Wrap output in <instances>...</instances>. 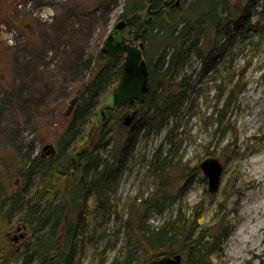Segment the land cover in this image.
<instances>
[{"label":"trees","instance_id":"trees-1","mask_svg":"<svg viewBox=\"0 0 264 264\" xmlns=\"http://www.w3.org/2000/svg\"><path fill=\"white\" fill-rule=\"evenodd\" d=\"M117 1L94 0L93 5L108 7ZM163 1L123 0L118 15L126 24L123 31L144 45L150 89L143 104L137 105L143 122L136 118L126 128L119 112L110 109L98 122L101 98L117 85L123 62L99 48L78 60L82 74L74 94L76 103L67 126L55 140L53 155L22 152L13 142L0 145V264H147L174 254L182 256V264H209L211 256L222 250L230 231L228 220L204 226L200 204L186 212L180 206L158 225L148 223L149 214L162 215L174 202L171 197L167 204L164 200L168 167L164 166L165 158H159V150L149 166L152 175L160 178V202L136 195L121 203L117 191L129 161L135 157L141 132L154 121L162 126L167 119L177 117L188 87L182 70L190 56L202 57L198 45L209 39L210 56L221 38L232 37L231 28L236 30L258 1L262 5L259 15L264 19V0H179L178 6L173 0L153 13ZM105 25L107 22L104 33L108 31ZM257 27L258 23L255 30ZM7 94L11 99L13 90L7 89ZM232 97L233 90L227 89L219 112ZM217 120L221 122L222 116ZM116 130L120 133L116 140H124L118 154L114 153ZM83 147L85 153L71 170L62 198L66 167ZM186 172L182 176L189 178L199 169ZM14 225L25 233L17 242L10 235ZM120 243L123 248L117 251Z\"/></svg>","mask_w":264,"mask_h":264},{"label":"rangeland","instance_id":"rangeland-1","mask_svg":"<svg viewBox=\"0 0 264 264\" xmlns=\"http://www.w3.org/2000/svg\"><path fill=\"white\" fill-rule=\"evenodd\" d=\"M93 3L94 0H0V145L13 142L22 152L33 154L48 143L55 148V140L70 120L71 113H64L81 79L78 60L102 47L109 30L119 21L123 0L108 7ZM261 10L258 1L240 26L231 28L232 37L219 40L214 54L207 55L209 39L198 45L202 57L190 56L182 70L188 87L177 117L167 119L162 126L154 121L141 132L135 157L129 161L117 191L121 203L136 195L142 199L155 197L160 202V178L152 175L149 166L159 150V158H165L164 166L168 167L164 200L167 204L171 197L174 202L162 215L149 214L148 223L158 225L171 211L175 214L178 207L186 212L197 204L204 210V226L215 225L219 219L223 224L228 220L227 239L209 264H264ZM228 60L229 71L224 68ZM7 89L13 90L11 99ZM227 89L233 90V97L219 112ZM110 93L102 96L101 105ZM220 115L221 122L217 120ZM139 119L144 121L143 113L137 116ZM117 134L118 130L115 154L124 143L123 139L116 140ZM208 157L217 158L224 167L220 188L214 194L208 192L200 170L185 177L186 171ZM16 226L11 237L21 232ZM119 248H123L122 243L117 251ZM114 254L115 251L111 256Z\"/></svg>","mask_w":264,"mask_h":264},{"label":"water","instance_id":"water-1","mask_svg":"<svg viewBox=\"0 0 264 264\" xmlns=\"http://www.w3.org/2000/svg\"><path fill=\"white\" fill-rule=\"evenodd\" d=\"M173 0H164L161 7L152 11L153 13H159L162 7L168 6ZM180 4L179 0H176L174 5L178 6ZM149 11V9L147 10ZM151 21L149 16L146 20L147 23ZM126 27L124 20H119L115 23L103 41L101 51L107 54L109 57L113 58L118 55H124L123 62L121 64V74L117 85L111 90L105 102L100 106L98 111V122L106 118L105 110H117L124 105H132L134 103L143 104L146 95L150 89L149 72L145 59L143 58V43L140 42L136 45L125 44L121 38L118 31H123ZM119 34V36H118ZM76 103V97H74L68 105L67 111L64 115L68 116L71 113L74 105ZM138 113V109L124 114L121 118V123L125 127L131 126L134 122ZM85 148L83 147L80 151L75 152L71 158L70 163L66 167L67 178L65 180V188L62 194V198L65 197L69 175L71 170L79 165V160L85 153ZM55 153V148L52 144H45L42 146L40 155L42 157L53 155ZM198 168L204 175L207 181V189L211 194L216 193L221 185L222 175L224 167L222 163L214 157H208L203 159ZM20 230V227L16 229ZM25 236L24 232H20L18 235L12 237L14 242L23 239ZM182 256L180 254H174L172 256H164L155 259L147 264H181Z\"/></svg>","mask_w":264,"mask_h":264},{"label":"flooded vegetation","instance_id":"flooded-vegetation-1","mask_svg":"<svg viewBox=\"0 0 264 264\" xmlns=\"http://www.w3.org/2000/svg\"><path fill=\"white\" fill-rule=\"evenodd\" d=\"M173 2V1H172ZM121 32V33H120ZM118 33H120V38H121V40L125 43V44H129V45H136V44H138V43H140V41H135L134 40V37H132L131 36V34L130 33H126V32H124V31H118ZM118 36H119V34H118ZM144 46V45H143ZM143 50H144V48H143ZM142 55H143V51H142ZM116 57H121L122 59L124 58V55H118V56H116ZM113 58H115V57H113ZM144 58V57H143ZM146 61V60H145ZM147 63V62H146ZM226 65H227V67H226V69L229 71V69H230V60H228L227 61V63H226ZM213 66V65H212ZM137 105H139V104H137V103H134V104H132V105H124V106H122V107H120V108H118L117 110H112V111H115V112H119V118H120V120H121V118H122V116L124 115V114H126V113H128V112H132V111H134V110H136V109H138L137 108ZM137 116H138V113H137ZM137 116H136V118H137Z\"/></svg>","mask_w":264,"mask_h":264},{"label":"bare ground","instance_id":"bare-ground-1","mask_svg":"<svg viewBox=\"0 0 264 264\" xmlns=\"http://www.w3.org/2000/svg\"><path fill=\"white\" fill-rule=\"evenodd\" d=\"M181 264H182V261H181Z\"/></svg>","mask_w":264,"mask_h":264}]
</instances>
